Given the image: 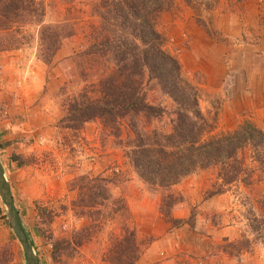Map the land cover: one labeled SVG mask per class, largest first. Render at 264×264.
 <instances>
[{"label": "rangeland", "instance_id": "obj_1", "mask_svg": "<svg viewBox=\"0 0 264 264\" xmlns=\"http://www.w3.org/2000/svg\"><path fill=\"white\" fill-rule=\"evenodd\" d=\"M102 1L35 0L42 8L23 13L21 20L0 18V163L39 264H109L108 249L124 226L134 228L146 246L162 235L161 220L172 226L160 211L163 192L181 198L172 205V216H186L179 224L183 228L166 242L170 248L182 239L175 246L179 251L171 254L174 264H264L263 151L258 157L249 146L240 149L236 157L242 171L229 184L217 181L219 167L212 165L168 189H150L118 142L129 134L126 119L120 137L99 119L75 129L63 126L67 100L83 90L93 94L92 84L115 68L101 53L109 51L103 42L112 35L101 16ZM171 2L156 17L155 28L162 48L177 60L180 77L195 92L206 120L204 138L244 121L264 131V0ZM56 24L72 33L62 36L45 62L39 56L40 32L43 27L49 35L46 26ZM144 90L149 102L165 109L144 128L169 132L172 99L155 80ZM87 177L107 178L112 194L107 203L87 207L78 202L79 184ZM197 181L209 185L192 192ZM184 185L188 193L181 191ZM82 228L88 239L61 250L55 261L53 243ZM167 258L161 255L159 262ZM0 264H26L1 198Z\"/></svg>", "mask_w": 264, "mask_h": 264}, {"label": "trees", "instance_id": "obj_2", "mask_svg": "<svg viewBox=\"0 0 264 264\" xmlns=\"http://www.w3.org/2000/svg\"><path fill=\"white\" fill-rule=\"evenodd\" d=\"M38 3L36 5L35 0H0V18L21 20L23 13L40 10L42 7ZM171 4V0L102 1L105 10L101 16L108 22L112 35L103 42L110 53L98 51L106 53L115 68L92 84L93 94L83 90L67 100L63 126L75 129L85 121L99 119L104 127L111 128L112 133L120 137L126 119L129 134L118 142L127 148L125 153L137 177L150 189L152 186L168 189L180 178L212 165H218L217 177L222 184H229L242 171L236 157L240 149L249 146L258 157L264 152V131L253 122L244 121L232 131L204 138L206 120L197 107L195 92L180 77L177 60L162 48V35L155 28L156 17ZM46 28L50 34L44 35L42 27L39 56L48 62L61 39L72 30L69 27L61 32L66 29L61 24ZM152 80L173 101L169 132L144 128L145 121L150 123L165 112L162 106L146 98L144 85ZM108 182L105 177L84 178L78 187V202L87 207L107 203L112 196ZM180 200L178 195L163 192L160 211L172 226L185 221L171 214L172 205ZM86 230L82 228L69 238L56 240L51 250L52 258L58 261L61 250L79 247L88 239ZM143 248L135 229L124 226L122 233L113 238L107 261L109 264H135Z\"/></svg>", "mask_w": 264, "mask_h": 264}, {"label": "crops", "instance_id": "obj_3", "mask_svg": "<svg viewBox=\"0 0 264 264\" xmlns=\"http://www.w3.org/2000/svg\"><path fill=\"white\" fill-rule=\"evenodd\" d=\"M219 180L221 181V179L217 177V181L218 182H219ZM208 185L209 184L206 183L205 181H203V182L202 181H197V182L194 183V187L192 189V192H194V191H196V192L198 191L199 192L201 187H205V189H206V186H208ZM181 191L183 193H188L186 185L182 186ZM221 191H222V189H221ZM191 194L192 193L189 192V195H191ZM209 199H211V196L210 197H203L202 198V202L203 201L205 202L206 200H209ZM179 216L182 217L183 219L186 218V216H184V212H181L179 214ZM161 221H162L161 231L163 232L162 235L159 236V237L156 235V237L150 243H148L146 246H144V248H143L142 252L140 253L138 259L136 260L135 264H174L173 263L174 262V258L171 257V254L174 255V252H178L179 251V248H175V246L181 244L182 243V239L180 237L179 238L177 237V239H179V241L174 242L170 246V248L166 246V242L167 241L168 242L171 241L170 240V236H169L170 234L174 233L176 231V229L183 228V226L178 225L176 227H172V226L168 225L167 223H165L163 220H161ZM172 229H174V230H172ZM221 230H223V229H221ZM155 231H157V233H158L157 229H153V231L151 230L152 233L155 232ZM137 233L139 234L138 230H137ZM180 236L185 237V235H181V234H180ZM204 241L205 240L203 239V243H204ZM206 244H207V246L209 245L208 239H207ZM212 244H214V242ZM164 245H165V247H164ZM179 247H183V246L181 245ZM209 247H210V245H209ZM161 255L164 256V258L168 257L167 259H164L163 263L159 262V259H160ZM176 258L178 260V256Z\"/></svg>", "mask_w": 264, "mask_h": 264}, {"label": "water", "instance_id": "obj_4", "mask_svg": "<svg viewBox=\"0 0 264 264\" xmlns=\"http://www.w3.org/2000/svg\"><path fill=\"white\" fill-rule=\"evenodd\" d=\"M0 198L3 202L9 224L23 250V255L26 264H39L37 254L33 248L30 239L28 238L25 229L23 228L19 216V212L13 200L10 184L6 179L1 163H0Z\"/></svg>", "mask_w": 264, "mask_h": 264}]
</instances>
